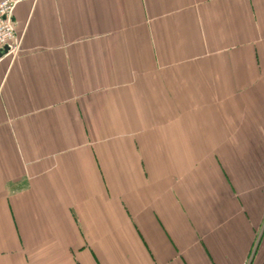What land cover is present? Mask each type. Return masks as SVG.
<instances>
[{
  "label": "crops",
  "instance_id": "crops-1",
  "mask_svg": "<svg viewBox=\"0 0 264 264\" xmlns=\"http://www.w3.org/2000/svg\"><path fill=\"white\" fill-rule=\"evenodd\" d=\"M12 18L0 264H264V0H20Z\"/></svg>",
  "mask_w": 264,
  "mask_h": 264
},
{
  "label": "built area",
  "instance_id": "built-area-1",
  "mask_svg": "<svg viewBox=\"0 0 264 264\" xmlns=\"http://www.w3.org/2000/svg\"><path fill=\"white\" fill-rule=\"evenodd\" d=\"M20 0H0V48L9 45V53L16 56L21 37L15 32L13 10Z\"/></svg>",
  "mask_w": 264,
  "mask_h": 264
},
{
  "label": "water",
  "instance_id": "water-1",
  "mask_svg": "<svg viewBox=\"0 0 264 264\" xmlns=\"http://www.w3.org/2000/svg\"><path fill=\"white\" fill-rule=\"evenodd\" d=\"M6 51H7L6 46L1 47L0 48V56L3 55V54H5Z\"/></svg>",
  "mask_w": 264,
  "mask_h": 264
},
{
  "label": "rangeland",
  "instance_id": "rangeland-1",
  "mask_svg": "<svg viewBox=\"0 0 264 264\" xmlns=\"http://www.w3.org/2000/svg\"><path fill=\"white\" fill-rule=\"evenodd\" d=\"M255 248V245L253 246V249Z\"/></svg>",
  "mask_w": 264,
  "mask_h": 264
}]
</instances>
